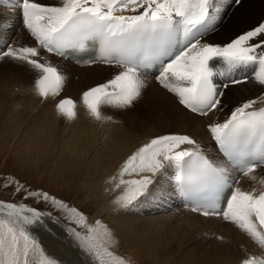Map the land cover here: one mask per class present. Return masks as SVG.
I'll use <instances>...</instances> for the list:
<instances>
[{
	"label": "snow or ice",
	"instance_id": "snow-or-ice-1",
	"mask_svg": "<svg viewBox=\"0 0 264 264\" xmlns=\"http://www.w3.org/2000/svg\"><path fill=\"white\" fill-rule=\"evenodd\" d=\"M239 2V0H236ZM222 0H59L46 5L36 0H0L18 7L23 24L36 46L0 49V60L10 59L39 73L36 94L43 100L60 94L65 77L50 63L41 62V50L63 56L69 49L98 43L102 63L119 65L111 79L82 93L88 115L96 121L111 120L101 108L127 110L141 97L145 82L141 71L159 65L157 81L172 93L184 109L202 117L224 110V90L239 79L233 72L254 67V81L264 89V23L244 31L227 43L203 40L215 30ZM222 62L223 70L214 65ZM217 77L224 78L219 83ZM225 80L227 82H225ZM261 97L245 99L231 108L223 122L209 123L208 131L222 159L213 160L188 134L156 135L131 152L110 178L122 193L113 203L129 208L148 194L158 174L174 170L176 190L185 207L203 217L230 222L264 248V190L243 191L240 176L256 179L264 168V107ZM58 114L75 119L76 102L63 98L55 105ZM129 177L125 179V177ZM18 202L0 199V264H62L49 254L36 234L52 213L37 205L50 204L63 212L73 247L87 264H132L111 246L118 244L113 231L102 221L89 223L88 216L66 201L40 188H29L15 177L6 180ZM264 185V179L259 181ZM32 200L29 204L25 201ZM81 229V230H78ZM241 264H264L249 256Z\"/></svg>",
	"mask_w": 264,
	"mask_h": 264
},
{
	"label": "bare ground",
	"instance_id": "bare-ground-1",
	"mask_svg": "<svg viewBox=\"0 0 264 264\" xmlns=\"http://www.w3.org/2000/svg\"><path fill=\"white\" fill-rule=\"evenodd\" d=\"M36 2H39V1L36 0ZM58 2H59V0H47L48 5L55 4ZM14 13L15 14H10V13L0 14V39L5 38V40L12 42L13 47H16V44H17V48L23 47V46H32V43L29 40L25 39V35L29 34V33L26 30V28L24 27L23 18L21 17L22 14H19V8L18 7L14 11ZM220 16H221V11L218 14V18H220ZM6 17L9 19L5 23H3L2 21L4 19H6ZM247 18L248 19H245L246 21H245L244 28L248 27L252 22V20H249V17H247ZM219 20L222 23L224 20V17L220 18ZM216 22H218V20ZM221 27H222V30H224V23L221 25ZM21 28H24V30H22ZM11 32L12 33L15 32V34H17V35L19 33H20V35L21 34H23V35L21 36L20 40L17 42V41L11 40L12 39V37L10 38ZM231 34H233V33L230 32L226 35L224 34L225 38H226L224 41L229 40L231 38ZM7 44H5V45H7ZM46 57L50 58V60L47 59ZM39 59L41 60V62L50 63L51 65L54 64L56 66H57V64L53 63L51 59L57 60L58 62H60L61 68L63 67V65L68 68L67 70H65L67 73H71L72 71H76L78 73L83 72V71L85 73L86 72L88 73L89 71L90 72L91 71L98 72V74H99V72L102 73L101 70L87 68V67H92L95 65L113 68L114 71L111 70V72H110V74H112L114 72L113 75L117 74L118 71L123 70L121 67H118L115 65H105L102 63L78 67V66L74 65L73 63L69 62L68 60H65L61 57H58L57 55H55L53 53H47L44 50H41V56L39 57ZM54 65H52V66H54ZM60 67L58 69L61 71ZM8 68L13 69L11 67H8ZM214 68H215V70L222 71L223 70L222 62H217L214 65ZM14 70H16V69H14ZM254 70L255 69L253 66H249L248 68H244V69L237 70V71L233 72V76L235 78H237V77L240 78L241 76H249V80L245 83L228 86L229 90H233V93L230 96L231 100L229 103L234 104V103H239L245 99H252V98L261 97L262 92H264V89H262L261 86L258 85L254 81V79L252 78L251 74L253 73ZM23 74H22V78H20L21 80L16 79L17 86L20 88L21 86L24 85L23 87H25V88L27 87V89H29V87L26 86L27 84H24L25 82L23 81L24 80L23 76L25 74L24 75ZM30 77H33V76H29V78ZM27 78H28L27 75H25V79H27ZM141 78L142 79L144 78L143 80H144L145 85H146L145 88L152 86V88L147 89L144 93L142 92L144 100H148L149 105L151 107L153 106L154 110L169 111V112L174 113L171 120L175 121L174 122L175 125L181 124V125H185V126L189 125L191 127L194 126L195 129L188 135L192 136L194 139L197 140L198 144L201 147V150L205 153V155L212 157L214 160H219V156L217 153H215V151H213V148H212V153L205 150V149H208L212 144L211 139H210L211 134L208 131V128L206 126L205 127L203 126V121H206V119L199 117V116H196L193 113L188 112L186 109L183 108V106L181 107L179 105L176 97L172 93H170L163 86L162 87L159 86L162 89L157 87L158 84L155 83L157 81L156 78H146L143 76H141ZM217 78H215L216 82H217ZM13 79L15 80V78H13ZM31 79H29V80L31 81ZM222 79L223 78L219 77V81H221ZM5 82L7 83V81H5ZM11 83L13 84L14 82H11ZM4 85L6 86V84H3V86ZM10 86L13 89V86L12 85H10ZM1 87H2V85H1ZM6 88H8V86ZM6 88L2 87L1 90L6 89ZM25 88H23V89H25ZM14 89H17V88H14ZM78 90H80V89H78ZM12 91L13 90H11V92ZM14 91H16V93H14V96H12L13 94L11 95V92H10V94L8 93L9 96L7 97L8 94L6 93L7 92L6 91V92H4V94L6 93L7 100L2 101V99H0V140L4 144H10L13 151L16 152L15 154H17V156L19 158L25 157L28 159H33L34 158L33 156L40 155L42 157V160L46 161L47 165L49 163L48 161H49L50 157L54 156V157L59 158L60 161L65 165V167L62 170V173H66L67 175H70L71 177H73L76 180V185L78 186L79 191L83 192L84 194H85V190L81 185L78 184V179H79L80 175H86L89 179L90 186H91L89 188V192L94 194L92 196H86V197L98 209L96 216L101 215V214H105L109 218H111L112 222L115 225H117L118 227H119L118 219L120 218L119 215L121 213L124 214L128 210L132 211L133 213H141L140 209L147 207L145 210L151 211V212L146 213V214L148 216H150V214H152L151 215L152 217L141 218L139 216H134L135 220H137L141 224V226L136 231L137 234H134L132 232H129V233L126 232L128 234L130 244L133 245L134 247H136L137 249H139V251L141 253H145L146 255L149 253H153L155 255V257L156 256L158 257V255H162V258L164 261L159 260V262H157L158 259L153 258L155 261H153L151 259L155 263L170 264L171 260H173V264H187V259L192 258V255H190L189 252L188 253L183 252L182 256H175V252H174L175 248L168 247L167 241L158 240V239L153 240V237L148 235L149 232H152L151 227H153L155 230V231H153V234H156L157 231L161 230V228L164 227L166 222H168L167 218H170V216H169L170 213H169V215L167 213L157 214V212H161L162 206L170 207L171 204H175V205L178 204V206L183 205L182 203L179 202V195H178V199L176 196V188H175V183H174V179H173V177H174V170L173 169L169 168L162 175L158 174L155 177L154 184L152 186H150L148 194L146 196H144L143 199H140V201L138 203H136L137 206L133 205L134 209L132 208V206L129 208H119L117 205H115L113 203L115 198L122 193L123 187H121L120 189H116L114 187L115 182L111 181L110 178L112 176L117 175L119 166L122 164L123 160L126 159V157L129 154H131V152L135 151V149L138 146L144 144V141H145V143H147L151 138L148 137L149 140L142 141V138L140 136H143L144 133H143V135L135 134L136 132L135 133H133V131L129 132V131L125 130V128L122 131H120V130L117 131L118 128L117 129L112 128L115 130L112 131L110 129L111 132H107L104 138H103L104 135L102 134L103 135L102 139H100V140L97 139V141H94V139H95L94 134H93L94 138H90V136L88 134H84V135H82L83 133L77 134L79 132V130H77L78 127H76V130L78 132L73 130L72 133H68L66 131L67 129L64 130L63 129L64 127H59L57 122H55V123H48L47 122V120L45 118V115H47V113H48L46 111L47 110L46 107L42 108L43 110H41V108H40V110H38L39 107H38L37 111L35 110V105L36 104L38 105L37 102H39L38 99H37V101L35 100V102H29V96L27 95V96H24V98L18 100V102L22 105H29V108H30L29 113H26L25 109L21 105L13 104V102H15L20 97L19 92L17 90H14ZM65 94H66V92H65ZM226 96H229L227 92L225 93L224 98ZM3 98H5V97H3ZM10 99H11V103H10ZM33 103H35V104H33ZM44 103H47V102H44ZM53 104H56V101ZM37 105H36V108H37ZM47 105H49V104H47ZM262 106H264V103H261L258 100L255 107H262ZM17 107H21L23 109H21L20 111H16ZM48 109H49V107H48ZM85 109L76 111L77 115H79V116H77L75 119H72L73 120L72 123L77 124L75 122L81 121V122H84L85 124H87V126L97 125V126H100L103 128H108V127L111 128V126L108 124H107L108 126H106L104 124L103 125L96 124L94 122L95 120L93 118H91L89 115H87L89 118L86 117L85 113H87V110H85ZM48 111L49 112L50 111H56V108L52 109V110L50 108V110H48ZM72 123L70 125H72ZM81 124H80V128L82 127ZM92 126H91V128H92ZM83 127H85V125ZM70 128H71V126H70ZM141 128L144 129V127H142V126H141ZM81 130H82V128H81ZM145 130H148L147 127ZM116 131H117V133H115ZM70 132H71V130H70ZM93 133H94V131H93ZM173 133H175V132H173ZM180 134H185V133H180ZM144 137H145V135H144ZM145 139H147V138H145ZM51 140H53V141H51ZM30 149H35V152L31 153ZM45 152H47L48 155H44ZM243 177L244 176L241 177V180H240V183L238 184V187H240L241 190L244 191L245 186L243 184H241ZM128 178L129 177H127V176L125 177V179H128ZM263 178H264V176H263ZM181 207H182L181 210L183 213L180 215L177 214L179 216H176V217H180V218L183 217L184 221H181L179 218H177V219L175 218V219L177 220L178 223L185 222L187 224V226L191 229H194V227L204 226V229L206 228L205 230H209L210 226L207 225L208 223L205 222L206 220H215L214 222L217 221V223L222 224V222H220L219 221L220 219H218V218L203 217L202 215H200L198 213L192 212L190 210V208L185 207V205H183ZM171 213H172V211H171ZM172 214H173L172 216L174 217L175 214L174 213H172ZM189 214H190V216H188ZM157 215H159L160 217H157ZM175 219H174V221H175ZM157 222H161V223H159L157 225L156 224ZM213 224H215V223H213ZM221 224H219V225H221ZM222 225H226V227L223 228L222 230H219L218 233L224 234V232H227V233H225L226 238L224 239V242L226 243V245L232 247L234 252L237 251L235 249L239 248L238 252L241 250L240 252L243 253V255H244V257H242V258L247 257L248 252H258L259 251L256 248V245L242 231L238 230L237 228L232 229L233 227L231 225L224 224V222ZM54 232L57 233V235H59V236L61 235V233H59L58 231H55V229H54ZM164 239H166V238H164ZM220 242H222V241H220ZM216 243H218V242H216ZM225 243H224V245H225ZM67 246L68 245H66V247ZM71 246H72V244H71ZM48 248H50V247H48ZM153 248H156L157 250H154ZM232 248H228V249L226 248V250L231 251ZM229 249H231V250H229ZM64 251H66V250H64ZM73 251L76 253L75 258H77V261H81L80 259H82V256L78 253V251L74 247H73ZM229 254H231V253L229 252ZM237 254H239V253H237ZM237 254L234 253L230 256H226V255L220 256L221 254H216V255L214 254L210 257L211 262L209 261L210 262L209 264H239V262L242 260V258L238 259ZM60 256L61 255H59V257ZM68 256H70V255L68 254ZM78 256L80 257V259ZM239 257H240V255H239Z\"/></svg>",
	"mask_w": 264,
	"mask_h": 264
},
{
	"label": "rangeland",
	"instance_id": "rangeland-1",
	"mask_svg": "<svg viewBox=\"0 0 264 264\" xmlns=\"http://www.w3.org/2000/svg\"><path fill=\"white\" fill-rule=\"evenodd\" d=\"M38 1L42 4L48 5L47 0H38ZM17 7H18V5L16 7H10L8 5H0V14H4L3 13L4 11L6 13L15 14L14 11L17 9ZM8 8H9V10H7ZM227 9H228L227 12L225 10L220 9V11H221L220 18L224 17V20L221 23V21L219 20L220 18L217 19L218 22H216L217 24L215 23V30L209 32L207 36L203 37L204 41L209 42V43L224 44V43H227L230 39L237 36L238 34L244 32V31L250 30V29L258 26V24H260V23H264V0H239V2H235V5L232 7L233 10H231V7L230 8L227 7ZM247 17H249V20H252V22L248 27L244 28L245 21H246L245 19H248ZM223 23H224V30H222V27H221V25ZM21 29L24 30V28H21ZM230 32L233 33V34H231V38L227 41H224L226 39L225 35L230 33ZM22 35L23 34L20 35V33H19L17 35V34H15V32L14 33L11 32L10 38L12 37L11 40L18 42ZM25 39L29 40L32 43V46L36 45L35 41L33 40V38L31 37L30 34H26ZM5 44H7V45H5ZM5 46L13 47L12 42L5 40V38L0 39V48L5 49ZM14 48H17V44H16V47H14ZM46 58L50 60V58H48V57H46ZM51 60L53 63L57 64V66L54 64H52V65H54V67L56 66V68L58 69L60 67V62H58L57 60H54V59H51ZM8 67H11L13 69H10ZM87 68L101 70L102 73L99 72V74H98V72H94V71H91V72L89 71L88 73L87 72L85 73L84 71L79 72V73L76 71H72L71 73H67L65 71L68 69L66 66L63 65L62 68L60 67V69H61L60 73L65 77L66 83L64 84V87L58 96L49 97L45 101L41 97H39L35 92L34 80L38 77L31 73L34 70H32L29 66L21 64L19 62L12 61L10 59H2V60H0V90L2 89V87L6 88L7 86H8V88L9 87L11 88L10 85L13 86V89L12 88L11 89L6 88V89L1 90L0 91L1 92L0 93V99H2V101L7 100L6 93L10 94L11 90H13L11 92V95L13 94L12 96H14V93H16V91H14V90H17L19 92L20 97L15 102H13V104L21 105L25 109L26 113L30 112L29 105H22L18 102V100L24 98V96H27V95L29 96V102H35V100L37 101V99H38L39 102H37L38 105L36 104L37 108L35 105V110L37 111L38 107H39L38 110H40V108H41V110H43L42 108L46 107L47 110L46 109L45 110L48 113H47V115H45V118H46L48 123L57 122L58 126L64 127L63 128L64 130L67 129L66 131L68 133H72L73 130H75V131L79 130V132L77 131L78 132L77 134H80V133H83L82 135L88 134L90 136V138L95 137L94 141H97V139L98 140L102 139L103 135H104L103 136V138H104L107 132H111V130L113 131L117 128H118L117 131H119V130L122 131L125 128V130H127L129 132H132V131H133V133L136 132L135 134L143 135V133H144L145 137H144V135L140 136L142 138V141L149 140L148 137H150L152 139L156 135H161V134H165L168 132L190 134L195 129L194 126L191 127L189 125H186V126L181 125V124L175 125L174 124L175 121L171 120L173 115H174V113H172V112L154 110L153 109L154 107L153 106L151 107L149 105L148 100H144V98H143V93L147 89L152 88V86L143 89V91H142L143 93L140 97V99L142 101L140 99H138L134 103L133 108H130L128 110H117V109H111V107H109V106H103V108L101 109L103 114L105 116H111L112 119L111 120H105L103 122L95 120L94 122L96 124H99V125H103V124L106 126L110 125L111 128L108 127L109 129L103 128V127H100L97 125H93V126L89 125L90 126L89 127V126H87V124H85L84 122H81V121L80 122L82 124L79 121L75 122L77 124H74V123H72L73 120H69V119L67 120L66 117L58 114L57 111H50L49 112L48 110H50V108H51V110L55 109L56 104H53V103H55V101L57 103L60 99H63L66 97L71 98L76 102V109H77L76 111L85 109V107L82 103V100H81L82 93L84 91L88 90L89 88L96 86L99 83H102L108 79H111L114 76L113 75L114 72L112 74H110L111 70L114 71V69L110 68V67H102V66L95 65V66L87 67ZM14 69H16V70H14ZM22 72L25 75H27L28 80L25 79V75ZM21 73L24 75L23 76L24 80L23 79L22 80L25 83L24 82L23 83L27 84L26 86H28L29 89H27V87L26 88L23 87L24 85L21 86L20 88L17 86L16 79L22 78ZM29 76H33V77L29 78ZM12 77L15 78V80ZM29 79H31V81L33 83ZM5 81H7V83ZM11 82H14L15 84L14 83L12 84ZM155 83L158 84L157 85L158 88L162 87L158 81H156ZM3 84H6V86L5 85L3 86ZM1 85H2V87H1ZM232 85L233 84H230L229 86H232ZM14 88H17V89H14ZM23 88H25V89H23ZM78 89H80V90H78ZM160 89H162V88H160ZM223 90H224V96H225L226 92L228 93L229 96H226L225 98H223V102L225 105L223 111L216 112L214 114L209 115L208 118L212 119V121L214 120V122H221V120L224 119V115L226 113L230 112L229 110L231 108H233L235 104H237V103H234V104L229 103L231 100L230 96L232 95L233 90H229V87H227ZM4 92H6V93L4 94ZM65 92H66V94H65ZM9 94L7 95V97L9 96ZM3 97H5V98H3ZM44 102H47V103H44ZM10 103H11V99H10ZM33 104H35V103H33ZM45 104L46 105L49 104V105L46 106ZM48 107H49V109H48ZM23 108L17 107L16 111H20ZM188 112H190V111H188ZM85 115H86V117H88L87 113H85ZM77 116H79V115H77ZM199 117H202V116H199ZM202 118H204V117H202ZM205 122L206 121H203L204 127H205ZM71 123H72V125H70ZM80 124L82 126L81 127L82 130L80 128ZM84 125H85V127H83ZM70 126H71V128H70ZM91 126H92V128H91ZM141 126L144 127V129H142ZM76 127H78L77 130H76ZM146 127L148 130H145ZM112 128H115V129H112ZM70 130H71V132H70ZM92 130L94 131V133ZM117 131L115 133H117ZM93 134H94V137H93ZM145 138H147V139H145ZM51 141H53V140H51ZM144 143H145V141H144ZM212 148L213 147L210 146L208 149H205V150L206 151L209 150L208 152L212 153ZM30 151H31V153H34L35 149H30ZM15 153L16 152L13 151L10 144H4L0 140V198H4L6 200L13 201V202H18L20 200V196L19 195H13L12 187L7 186L5 183L6 180H9V179L15 177V179L19 180L22 184L28 186L29 188H33V189L40 188V189H43L45 191H48L52 195L66 201L69 206L76 207V208L80 209L81 211H83L88 216V219H89V217L91 219L99 217L97 220L105 222V225H107L113 231L115 237L119 241L117 244L118 248L115 247V245H116L115 244L114 246H111V250L114 251L115 253H117L118 255H121V256L126 257V258H130L132 260V264H158V263L153 262V261H155L153 258L158 259L157 262H159V260L164 261L162 258V255H158V257L157 256L155 257V255L153 253H149L146 255L145 253H141L139 251V249H137L136 247L131 245L129 242V238H128L127 233L132 232L134 234H137L136 231L141 226V224L137 220H135L134 216H139L141 218L152 217L151 216L152 214H150V216H148L146 214V213L151 212V211L145 210L147 207L141 208L140 209L141 213H133L130 210L126 211L124 214L121 213L119 215L120 218L118 219V223H119V227H118L117 225H115L112 222L111 218H109L107 215L101 214V215L96 216L98 209L86 197V196L94 195L91 192H89V188L91 186H90L89 179L86 175H80V177L78 179V184L81 185L85 190V194H84L83 192L79 191L78 186L76 185V180L73 177H71L70 175H67L66 173H62V170L65 167V165L60 161L59 158L54 157V156L50 157L49 161H48L49 163L47 165L46 161L42 160V157L40 155L33 156L34 157L33 159H28L25 157L19 158L17 156V154H15ZM44 155H48L47 152H45ZM262 172H263V176H264V171H262ZM254 176L256 177V179H250V177H243L241 184H243L244 186L247 184H250V185L257 187L259 185L258 179H259L260 175L259 176L254 175ZM176 196L178 199L177 190H176ZM140 199H143V197H141ZM140 199L137 202H135L134 205H136V203H138L140 201ZM25 202L29 203V204L34 203L32 200H28ZM37 206L42 208V209H46L48 211H51L52 217L55 218L60 223H62V226H63L65 231H66V228L68 226L76 227L75 225L69 224V221L65 218V215L63 212H60V211L53 209L50 204H40ZM181 206H183V205L178 206V204L177 205L171 204L170 207H164V206L161 207V212H157V214L167 213L169 215V213H170V215H169L170 218H167L169 223L166 222L164 227L161 228V230L157 231L156 234H153V231H155V230L153 227H151L152 232H149L148 235L153 237V240L158 239V240L167 241L168 247L175 248V250H174L175 256H182L183 252H185V253L189 252V254L192 255V258L187 259V264H209L211 262L210 257L214 254L215 255L221 254L220 256H222V255L223 256H225V255L230 256L234 253H236V254L239 253V254H237L238 259L244 257L243 253L240 252L241 250L238 252L239 248L235 249L237 251L234 252L232 247L226 245V243L224 242V239L226 238L225 233H227V232H224V234L218 233L219 230H222L223 228L226 227V225H222L223 221L219 220L220 222H222V224H221V223H217V221L214 222L215 220H206L205 219L206 220L205 222L208 223L207 225L210 226L209 230H205L206 228L204 229V226L194 227V229H191L187 226V224L185 222L178 223L176 220L177 218H179L181 221H184L183 217L182 218L176 217V216H179L180 214L183 213L181 210L182 209ZM132 208L134 209L133 205H132ZM171 211H172V213L175 214L174 217L172 216L173 214L171 213ZM177 214H179V215H177ZM188 216H190V214ZM157 217H160V216L157 215ZM174 219H175V221H174ZM89 223H94V221L90 220ZM159 223H161V222H157L156 224L158 225ZM213 223H215V224H213ZM219 224H221V225H219ZM224 224L231 225L233 227L232 229L237 228L236 226H234L230 222H224ZM54 229H55V231H58L59 233H61V235L60 236L57 235V233H55L52 230V232L50 233L51 237H48V236L44 237V240L47 242V245H46L47 248L50 247L48 249H49V251L52 252L51 254H55L58 257H59V255H61L60 258L63 259L65 262L75 263V260H77V258H75L76 253L73 251V247L71 246V244L69 242H67L65 240L62 232H60L56 228H54ZM78 230H81V229H78ZM164 238H166L167 240ZM220 241H222V242H220ZM216 242H218V243H216ZM224 243H225V245H224ZM66 245H68V246L66 247ZM226 248L227 249L232 248V250L229 249L232 252L226 250ZM153 249L157 250L156 248H153ZM64 250H66V251H64ZM229 252L231 254H229ZM68 254L70 256L71 255L72 256L70 257V256H68ZM239 255H240V257H239ZM246 258L247 257L242 258V259H246ZM170 264H173V260H171Z\"/></svg>",
	"mask_w": 264,
	"mask_h": 264
}]
</instances>
